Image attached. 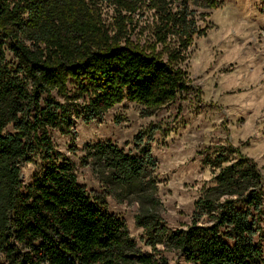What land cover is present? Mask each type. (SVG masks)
<instances>
[{"label": "trees", "instance_id": "trees-1", "mask_svg": "<svg viewBox=\"0 0 264 264\" xmlns=\"http://www.w3.org/2000/svg\"><path fill=\"white\" fill-rule=\"evenodd\" d=\"M73 6V0H0V264H170L134 249L123 221L78 183L49 129L93 122L123 101L148 109L173 101L187 88L175 66L193 34L204 31H190L181 11L169 18L183 39L178 48L136 50L87 32ZM94 148L112 157L113 179L128 188L153 165L148 149L139 159ZM34 159L42 168L23 188L22 167ZM223 162L214 159L212 195L196 200V218L185 229L167 232L137 217L149 246L164 244L182 264H264L261 174L248 158Z\"/></svg>", "mask_w": 264, "mask_h": 264}, {"label": "rangeland", "instance_id": "rangeland-1", "mask_svg": "<svg viewBox=\"0 0 264 264\" xmlns=\"http://www.w3.org/2000/svg\"><path fill=\"white\" fill-rule=\"evenodd\" d=\"M73 5L87 32L136 50L178 48L183 39L169 18L181 11L190 31H204L193 34L182 51L184 61L175 66L185 72L187 88L173 101L156 109L123 101L93 122L76 119L69 129H49L90 199L102 200L123 221L135 250L182 264L164 244H147L148 231L137 217L167 232L185 229L196 218V200L212 195L219 172L214 159H224L225 167L248 158L262 178L258 239L264 258V0H73ZM97 145L139 159L148 149L153 165L128 188L113 179L112 157L96 154ZM41 165L34 159L22 167L23 188Z\"/></svg>", "mask_w": 264, "mask_h": 264}]
</instances>
